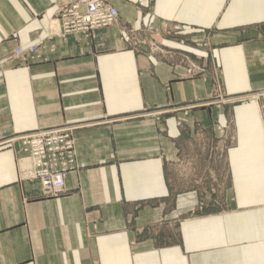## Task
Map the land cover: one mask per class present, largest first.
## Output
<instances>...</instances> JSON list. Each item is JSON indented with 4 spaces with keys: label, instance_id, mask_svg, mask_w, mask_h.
Masks as SVG:
<instances>
[{
    "label": "crops",
    "instance_id": "1",
    "mask_svg": "<svg viewBox=\"0 0 264 264\" xmlns=\"http://www.w3.org/2000/svg\"><path fill=\"white\" fill-rule=\"evenodd\" d=\"M100 1L115 25L60 39L82 0H0V264H264L262 115L208 104L264 89V0ZM52 127L76 167L43 198L10 139Z\"/></svg>",
    "mask_w": 264,
    "mask_h": 264
},
{
    "label": "built area",
    "instance_id": "2",
    "mask_svg": "<svg viewBox=\"0 0 264 264\" xmlns=\"http://www.w3.org/2000/svg\"><path fill=\"white\" fill-rule=\"evenodd\" d=\"M118 13L100 0H82L60 7L52 23V37L65 39L77 34L92 36L96 31L117 23ZM36 47L16 49L13 57L27 61V54H34ZM31 57V56H30ZM258 95L253 97L255 100ZM264 97V93L259 95ZM20 154L21 179L40 185L43 198L58 197L65 191L66 175L76 167L72 128L52 127L23 134L14 141Z\"/></svg>",
    "mask_w": 264,
    "mask_h": 264
},
{
    "label": "rangeland",
    "instance_id": "3",
    "mask_svg": "<svg viewBox=\"0 0 264 264\" xmlns=\"http://www.w3.org/2000/svg\"><path fill=\"white\" fill-rule=\"evenodd\" d=\"M191 41H193V44L194 45H198V44L201 45L202 44L201 41H200V39H196L195 38V39H192ZM206 44L207 43L205 41L204 42V46H207ZM200 58H201V56L198 55V54H194L193 60H191L189 57H187L185 55L182 57V59H181L180 62L183 63V65L185 66V69H186L185 72H186V74L188 76H190V77H197V76H200V75H202V74H204L206 72V69L203 68L198 63V60L197 59H200ZM211 75L214 76L212 73H211ZM220 88L218 86H216L214 88L215 90L213 92V96L208 101V104H217V105H219V104L220 105H229V104L230 105L231 104L232 105H235V104H253L254 107L257 109V111L261 113V115H262L261 116L262 117L261 119L264 121V97H260L259 96L261 93H264V89L258 90V91L248 92V93H245V94H242V95H238L237 97H228L227 95L223 94V91ZM257 94H259V95H258V98L255 100L253 97L256 98ZM263 125H264V123H263ZM19 136H21V135H18L17 137H19ZM17 137H14V138L10 139L11 142L14 143V141H15V139ZM17 151H18V147H17ZM229 200L230 199L227 198V197H225L223 199H221V198L220 199H218V198H213L212 199L211 198L210 199V204H211L210 207H214V208H217V207L227 208L228 207V204H229L228 203Z\"/></svg>",
    "mask_w": 264,
    "mask_h": 264
}]
</instances>
